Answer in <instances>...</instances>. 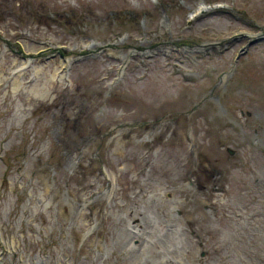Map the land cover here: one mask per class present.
Returning a JSON list of instances; mask_svg holds the SVG:
<instances>
[{"label": "rangeland", "instance_id": "obj_1", "mask_svg": "<svg viewBox=\"0 0 264 264\" xmlns=\"http://www.w3.org/2000/svg\"><path fill=\"white\" fill-rule=\"evenodd\" d=\"M260 35L264 0H0V264H264Z\"/></svg>", "mask_w": 264, "mask_h": 264}, {"label": "bare ground", "instance_id": "obj_2", "mask_svg": "<svg viewBox=\"0 0 264 264\" xmlns=\"http://www.w3.org/2000/svg\"><path fill=\"white\" fill-rule=\"evenodd\" d=\"M139 49H143V48H139ZM139 51H142V50H139ZM121 146H122L123 148H125V147H127V146H132V147H134V148H141V147H143L144 145H143V143H134V142L128 140V141L123 142V143L121 144ZM123 148H122V149H123ZM117 154H118V155H121V156L124 155V153L122 152L121 149H117ZM133 233H134V232H133Z\"/></svg>", "mask_w": 264, "mask_h": 264}, {"label": "trees", "instance_id": "obj_3", "mask_svg": "<svg viewBox=\"0 0 264 264\" xmlns=\"http://www.w3.org/2000/svg\"><path fill=\"white\" fill-rule=\"evenodd\" d=\"M215 2H218V1H215Z\"/></svg>", "mask_w": 264, "mask_h": 264}]
</instances>
